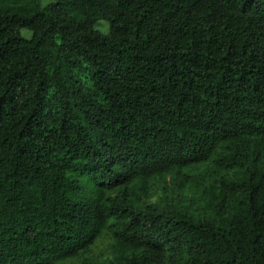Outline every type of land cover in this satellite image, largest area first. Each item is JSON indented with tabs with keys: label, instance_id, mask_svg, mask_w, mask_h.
Listing matches in <instances>:
<instances>
[{
	"label": "trees",
	"instance_id": "trees-1",
	"mask_svg": "<svg viewBox=\"0 0 264 264\" xmlns=\"http://www.w3.org/2000/svg\"><path fill=\"white\" fill-rule=\"evenodd\" d=\"M40 1L0 0V264H264V0Z\"/></svg>",
	"mask_w": 264,
	"mask_h": 264
},
{
	"label": "rangeland",
	"instance_id": "rangeland-1",
	"mask_svg": "<svg viewBox=\"0 0 264 264\" xmlns=\"http://www.w3.org/2000/svg\"><path fill=\"white\" fill-rule=\"evenodd\" d=\"M40 3L41 5H44L48 3V0H41ZM97 28L102 33H105L107 31V25L103 22H100V25ZM21 32H22V35L25 37L30 36V33L28 31L22 30ZM205 179H206V176L202 177V176L197 175L193 178V180L186 181L185 182L186 188L184 192L177 191L173 184H168L167 185L168 196H165L166 193H162L160 189H156L153 196L150 197L149 201L155 204H164L165 202L170 203V201L179 199V202L183 205L185 196L189 195V196H193L194 198L192 208H195L196 206L200 205V202H199L200 201L199 200L200 199L199 197L200 189L203 188L201 184H204ZM203 192L206 194L208 190H205ZM146 203H149V202L146 201ZM169 206L176 208L177 204L176 202H172L171 204H169ZM71 262L72 264H77V261L73 259L67 260L63 264H70Z\"/></svg>",
	"mask_w": 264,
	"mask_h": 264
},
{
	"label": "clouds",
	"instance_id": "clouds-1",
	"mask_svg": "<svg viewBox=\"0 0 264 264\" xmlns=\"http://www.w3.org/2000/svg\"><path fill=\"white\" fill-rule=\"evenodd\" d=\"M192 180H193V178H191ZM190 180V179H189ZM180 179H177L175 176H171V177H167L166 178V182H167V184H166V191L164 190V186H163V184L162 183H158V184H156V185H154V187L151 189V192H150V194L153 196V194H154V192H155V190L156 189H160V191L162 192V193H165L166 192V195H168V193H167V185L168 184H173L174 185V187H175V189L177 190V191H180V192H184L185 191V188H186V185H185V182H182V181H180ZM151 196V197H152ZM172 198H174V197H172ZM149 203H152L151 201H149V200H147ZM173 202H176V204L177 205H182L180 202H179V199H177V200H173ZM193 202H194V198H193V196H189V195H187V196H185V199H184V201H183V205H187V206H189L190 208H191V210H193V208H192V204H193ZM154 204V203H153ZM165 204H168L167 202H165L164 204H160V205H165Z\"/></svg>",
	"mask_w": 264,
	"mask_h": 264
}]
</instances>
